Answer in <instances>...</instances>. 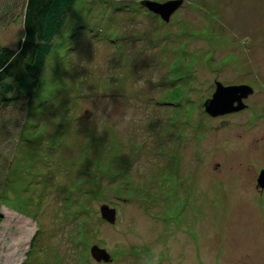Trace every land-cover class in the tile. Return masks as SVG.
<instances>
[{
	"label": "rangeland",
	"instance_id": "1",
	"mask_svg": "<svg viewBox=\"0 0 264 264\" xmlns=\"http://www.w3.org/2000/svg\"><path fill=\"white\" fill-rule=\"evenodd\" d=\"M217 83L252 94L212 116ZM263 170L264 0H77L32 101L0 97V264H264Z\"/></svg>",
	"mask_w": 264,
	"mask_h": 264
},
{
	"label": "trees",
	"instance_id": "2",
	"mask_svg": "<svg viewBox=\"0 0 264 264\" xmlns=\"http://www.w3.org/2000/svg\"><path fill=\"white\" fill-rule=\"evenodd\" d=\"M77 0H26L23 38L17 50L0 46V97L17 91L32 101L54 43L62 34ZM10 154V153H9ZM11 155V154H10ZM12 163L7 162L9 167Z\"/></svg>",
	"mask_w": 264,
	"mask_h": 264
},
{
	"label": "water",
	"instance_id": "3",
	"mask_svg": "<svg viewBox=\"0 0 264 264\" xmlns=\"http://www.w3.org/2000/svg\"><path fill=\"white\" fill-rule=\"evenodd\" d=\"M174 4L176 3H170L172 8L165 14H162L161 10L159 11L158 7L160 6L156 3H146L145 6L149 10L159 13L161 17L167 21L169 14L178 6ZM250 94H252V90L247 86L223 87L221 84L217 83L216 93L213 95L212 100L207 102L206 112L212 116H217L240 111L243 108L242 100L247 98ZM257 188L264 189V170L261 171L257 179ZM100 213L102 218L107 222L113 223L115 221V211L108 206H102ZM91 255L97 261L103 260L108 262L110 260L106 251L98 249L97 247L91 249Z\"/></svg>",
	"mask_w": 264,
	"mask_h": 264
}]
</instances>
